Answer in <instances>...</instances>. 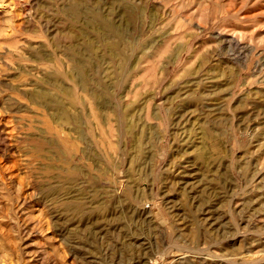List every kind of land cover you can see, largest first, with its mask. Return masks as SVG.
Segmentation results:
<instances>
[{
    "label": "rangeland",
    "instance_id": "374dc122",
    "mask_svg": "<svg viewBox=\"0 0 264 264\" xmlns=\"http://www.w3.org/2000/svg\"><path fill=\"white\" fill-rule=\"evenodd\" d=\"M0 264H264V0H0Z\"/></svg>",
    "mask_w": 264,
    "mask_h": 264
}]
</instances>
